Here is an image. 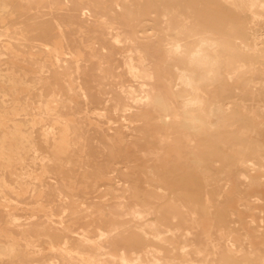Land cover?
I'll return each instance as SVG.
<instances>
[{"label":"bare ground","instance_id":"obj_1","mask_svg":"<svg viewBox=\"0 0 264 264\" xmlns=\"http://www.w3.org/2000/svg\"><path fill=\"white\" fill-rule=\"evenodd\" d=\"M202 1L0 0V264H264V0Z\"/></svg>","mask_w":264,"mask_h":264},{"label":"rangeland","instance_id":"obj_2","mask_svg":"<svg viewBox=\"0 0 264 264\" xmlns=\"http://www.w3.org/2000/svg\"><path fill=\"white\" fill-rule=\"evenodd\" d=\"M189 2H191L192 3V6H193V8L195 9V10H199L200 9V3L201 2H203L202 0H188ZM208 1H210L209 3L211 4V5H213L214 6V4L216 3V5L219 7V8H221L223 11H224V9L225 10H227V11H229L228 9H231L233 12H232V14L235 16V17H237L238 18V20L239 19H244V15L245 16H248V15H246V14H239L238 12H236L235 11V9H232L230 6H228V5H223L222 3H221V1H219V0H206V1H204V2H208ZM220 5V6H219ZM230 12V11H229ZM242 17V18H241ZM79 22V20H77V18L75 19V22L74 23H78ZM28 23H31V21H29ZM159 26V25H158ZM73 28V27H72ZM242 28L243 29H241V30H244V34L245 35H247V36H249V32H250V28L249 27H246V25H244V26H242ZM74 33H75V31H74ZM42 38V40H44V41H46V42H50L51 40H52V38H46V37H41ZM71 39H72V37H71ZM153 41L155 42V44H157L158 42H159V39L158 38H153ZM74 46V48H76L77 47V44H75V45H73ZM22 49V48H21ZM44 47L43 46H39V47H37L36 48V50L37 51H41V52H44ZM109 49L110 50H113V51H116L117 50V46L115 45V44H113V43H111V44H109ZM249 90H251V89H249ZM250 95H252L253 94V90H251V91H249L248 92ZM250 95L249 96H247L246 98L249 100L248 101V103L249 104H251L252 103V101L250 100L251 98H250ZM238 97H244V96H241V95H239ZM140 120H142V122L146 125L147 124V120H145L144 119V117L143 116H140ZM129 164L131 165V166H136V158H135V156H131L130 157V159H129ZM121 173H122V175H123V177H124V179L126 180V181H130V182H132L133 180H134V177H133V175L132 174H127V173H125L124 172V170H122L121 171ZM66 176L68 177V178H72L71 176H72V174L71 173H67L66 174ZM81 179V178H80ZM192 179V178H191ZM189 183H191V186H192V188L194 189V188H197V187H199V186H201L202 184H201V182L200 181H198V180H195V179H192V180H190V181H188ZM93 198H95V197H93V196H90V199H93ZM93 200H95V199H93ZM88 215V213H85V216H87ZM88 225V223H87V221L86 220H84V222L82 223V227H86ZM92 231H93V229H92ZM45 248L47 247V245L45 244V246H44Z\"/></svg>","mask_w":264,"mask_h":264}]
</instances>
